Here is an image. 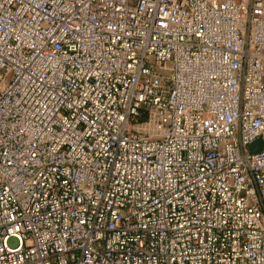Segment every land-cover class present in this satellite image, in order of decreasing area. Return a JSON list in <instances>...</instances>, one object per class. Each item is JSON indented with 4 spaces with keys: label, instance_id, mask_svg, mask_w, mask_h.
<instances>
[{
    "label": "built area",
    "instance_id": "2783aa9c",
    "mask_svg": "<svg viewBox=\"0 0 264 264\" xmlns=\"http://www.w3.org/2000/svg\"><path fill=\"white\" fill-rule=\"evenodd\" d=\"M0 264H264V0H0Z\"/></svg>",
    "mask_w": 264,
    "mask_h": 264
},
{
    "label": "rangeland",
    "instance_id": "374dc122",
    "mask_svg": "<svg viewBox=\"0 0 264 264\" xmlns=\"http://www.w3.org/2000/svg\"><path fill=\"white\" fill-rule=\"evenodd\" d=\"M259 146H260V142H254V144L250 145L249 146V150L250 151H254V150H258L259 149Z\"/></svg>",
    "mask_w": 264,
    "mask_h": 264
},
{
    "label": "water",
    "instance_id": "95a60500",
    "mask_svg": "<svg viewBox=\"0 0 264 264\" xmlns=\"http://www.w3.org/2000/svg\"><path fill=\"white\" fill-rule=\"evenodd\" d=\"M257 142H260L259 149H258V150L251 151L252 153H257V152H259L260 149H261V147H262V143H261V141L258 140ZM253 144H254V143H253Z\"/></svg>",
    "mask_w": 264,
    "mask_h": 264
}]
</instances>
